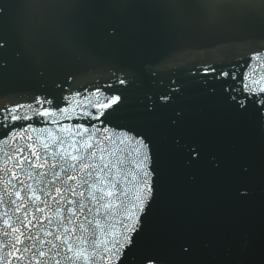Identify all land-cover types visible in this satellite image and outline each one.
<instances>
[{"label":"water","instance_id":"95a60500","mask_svg":"<svg viewBox=\"0 0 264 264\" xmlns=\"http://www.w3.org/2000/svg\"><path fill=\"white\" fill-rule=\"evenodd\" d=\"M0 42V103L9 106L35 95L59 102L93 91L113 72L131 81L117 124H130L135 110L157 103L161 91L153 93L154 85L179 101L208 92L207 104H189L190 114L181 113L200 135L177 130L175 106L157 109L151 132L141 131L152 157L155 141L164 138L174 157L188 159L177 137L181 145H196L200 156L188 166L190 183L169 187L183 201L166 185L151 201L140 244L165 264H264V124L255 97L247 111L237 103L247 96L240 90L243 74L251 79L258 68L264 76V0H0ZM254 53L260 55L250 60ZM208 64L237 78L204 76ZM191 80L200 90L184 86ZM201 182L207 188L196 196ZM156 204L161 211L154 212ZM177 234L192 243L191 256L174 253Z\"/></svg>","mask_w":264,"mask_h":264},{"label":"snow or ice","instance_id":"6c2138e0","mask_svg":"<svg viewBox=\"0 0 264 264\" xmlns=\"http://www.w3.org/2000/svg\"><path fill=\"white\" fill-rule=\"evenodd\" d=\"M212 73L237 78L210 64L202 74ZM252 73L239 81L247 96L237 103L247 111L255 97L257 120L264 124V76L258 68ZM130 84L113 72L110 82L87 95L0 103V264H165L139 240L154 193L151 145L130 125L113 123ZM175 145L190 163L200 156L194 144L181 145L177 137ZM171 246L180 257L193 254L182 235Z\"/></svg>","mask_w":264,"mask_h":264}]
</instances>
